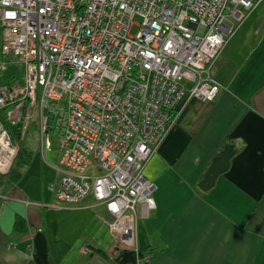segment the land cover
Here are the masks:
<instances>
[{"label": "built area", "instance_id": "2783aa9c", "mask_svg": "<svg viewBox=\"0 0 264 264\" xmlns=\"http://www.w3.org/2000/svg\"><path fill=\"white\" fill-rule=\"evenodd\" d=\"M262 1L0 0V52L10 59L0 60V175L37 117L40 152L45 134L58 141L60 177L48 187L58 203L91 196L117 248L148 260L136 244L138 217L155 208L144 165L183 99H215L213 65ZM11 64L18 75L5 81Z\"/></svg>", "mask_w": 264, "mask_h": 264}, {"label": "crops", "instance_id": "0c3cea01", "mask_svg": "<svg viewBox=\"0 0 264 264\" xmlns=\"http://www.w3.org/2000/svg\"><path fill=\"white\" fill-rule=\"evenodd\" d=\"M259 6L213 65L220 84L215 99H183L179 118L144 165L145 178L155 185V208L136 221L137 247L149 255L136 264H264V7ZM225 144L236 150L227 170L210 189L200 190L198 182ZM26 168L15 170L19 179L0 188V264H120L115 258L120 249L103 222L105 207L91 196L75 207L56 206L46 174L34 176ZM17 216L25 221L23 231L14 229Z\"/></svg>", "mask_w": 264, "mask_h": 264}, {"label": "rangeland", "instance_id": "374dc122", "mask_svg": "<svg viewBox=\"0 0 264 264\" xmlns=\"http://www.w3.org/2000/svg\"><path fill=\"white\" fill-rule=\"evenodd\" d=\"M262 7H264V1H262V3L259 6L260 9ZM133 22H134V25H132V27L129 31L130 35H132V36L135 35V33L138 29L136 24H138L140 22V18L134 17ZM1 35H2V33H1ZM0 60L10 61V59L6 56H3L1 54V52H0ZM13 65L14 64H11L10 66L13 67ZM38 125H39V121H38L37 117L31 118L27 132L25 133L24 146L28 148V150L31 154L30 163H29L28 167L26 168L25 166H22L17 159L13 163L12 169L24 171V169L26 168V170L28 169V174H30V173L35 174L34 176L40 174L43 171L47 176L46 178L48 179V182L50 183V182L56 181V180H54L56 177H60V173H58L56 171L57 168H60V166L58 165V160H57V156L59 154V151L57 149L58 148V141L54 136L50 135L49 133L45 134L44 135L45 138H48V140H49V148L44 147V152L41 153L40 152L41 142H40V134H39ZM22 142L23 141L21 140L20 144ZM20 144H19V146H20ZM3 179L5 180V178H3ZM29 183H30L29 185H31L32 181H30ZM0 188H2V187H0ZM53 200H54V203H56V206L67 208V206H62L61 204L58 203V201L55 197V193H54V199ZM26 201H28L30 203L35 202L34 200H29V199Z\"/></svg>", "mask_w": 264, "mask_h": 264}, {"label": "trees", "instance_id": "16d2710c", "mask_svg": "<svg viewBox=\"0 0 264 264\" xmlns=\"http://www.w3.org/2000/svg\"><path fill=\"white\" fill-rule=\"evenodd\" d=\"M0 45H1V27H0ZM16 75H18L17 68L15 66L13 67L9 66L6 74L4 75V80L9 81V79L14 78ZM13 131L16 134L18 133V129L16 128L13 129ZM30 157H31L30 152H28L21 143L17 153L18 161L20 162V164L26 165L28 164ZM9 172H10L8 173L9 175L8 174L0 175V187H3L5 183L16 182L19 179L20 174L17 171L11 169ZM3 178H5V180ZM14 229L16 231H23L25 229V221L22 217L20 216L16 217L14 222ZM142 254L143 253L140 250L139 256H141ZM115 258L117 262L120 264H136L137 256L133 251L123 249L118 251Z\"/></svg>", "mask_w": 264, "mask_h": 264}, {"label": "water", "instance_id": "95a60500", "mask_svg": "<svg viewBox=\"0 0 264 264\" xmlns=\"http://www.w3.org/2000/svg\"><path fill=\"white\" fill-rule=\"evenodd\" d=\"M235 153L236 150L232 144H225L219 153L213 157L208 168L202 175V179L197 184L198 188L202 191L210 189L217 176L227 170L230 159Z\"/></svg>", "mask_w": 264, "mask_h": 264}]
</instances>
